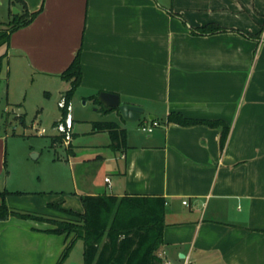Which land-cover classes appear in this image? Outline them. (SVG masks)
<instances>
[{"label": "crops", "instance_id": "obj_1", "mask_svg": "<svg viewBox=\"0 0 264 264\" xmlns=\"http://www.w3.org/2000/svg\"><path fill=\"white\" fill-rule=\"evenodd\" d=\"M8 1L16 13L38 10L0 46L17 68L65 81L61 73L81 50L80 86L119 93L145 107L143 122L159 121L152 132L123 126L127 145L118 150L108 131L92 129L93 150L81 158L106 165L86 190L43 203V213L72 217L49 207L61 198L84 212L83 194L160 195L163 259L264 264V0ZM207 23L226 29L195 30ZM171 112L225 121L224 146L221 125H182L168 121ZM52 227L17 214L1 219L0 264H57L71 236L46 231Z\"/></svg>", "mask_w": 264, "mask_h": 264}, {"label": "rangeland", "instance_id": "obj_2", "mask_svg": "<svg viewBox=\"0 0 264 264\" xmlns=\"http://www.w3.org/2000/svg\"><path fill=\"white\" fill-rule=\"evenodd\" d=\"M15 6L8 0L0 3V21L8 22L18 14ZM0 27L6 29L8 24L1 23ZM4 52L5 48L0 47V157L6 178V184L1 181L0 188L7 186L10 191H20L13 196V206L8 202L10 206L25 211L38 208L36 212L43 213L48 209L43 208V203L56 199L62 191L86 190L88 177L106 165L100 160L88 162L81 158L93 150L87 143L92 140L89 134L93 121L112 119L121 126L134 125L143 132V120L128 121L117 112L103 111L94 96L99 92L79 86L70 103L74 119L71 151L65 141L53 140L59 134L55 122L62 118L59 101L69 82L17 68L16 59ZM42 128L46 132L41 133ZM62 264H84L82 238L75 240Z\"/></svg>", "mask_w": 264, "mask_h": 264}, {"label": "trees", "instance_id": "obj_3", "mask_svg": "<svg viewBox=\"0 0 264 264\" xmlns=\"http://www.w3.org/2000/svg\"><path fill=\"white\" fill-rule=\"evenodd\" d=\"M20 1V0H19ZM38 13L24 10L15 14L6 29L0 27V46L7 44L11 33L23 25L28 24ZM218 23H207L197 27V32H214L224 30ZM81 50L78 51L71 64L61 73L70 87L63 94L67 102H71L73 93L82 81ZM101 104L103 111L118 108L105 106L98 95H94ZM66 109L62 108V118ZM168 121L189 125L207 123L212 126H222L221 144L224 146L229 126L221 119H196L180 112H171ZM59 121H56L57 124ZM93 131H108L111 138L110 145L118 150L127 145V130L116 120L93 121ZM57 142L64 141L62 134L53 136ZM6 164V161H5ZM20 191H9L0 188V220L11 214L23 218H35L49 221L53 224L48 232L65 233L69 238L57 264H62L77 238L84 240V264H162L163 258L158 250L164 242V210L166 199L160 195H123L116 194H83L81 196L84 212L63 206L64 198L49 203L55 208L72 217L52 216L35 211H25L9 206L7 196ZM61 194H64L62 191Z\"/></svg>", "mask_w": 264, "mask_h": 264}, {"label": "built area", "instance_id": "obj_4", "mask_svg": "<svg viewBox=\"0 0 264 264\" xmlns=\"http://www.w3.org/2000/svg\"><path fill=\"white\" fill-rule=\"evenodd\" d=\"M71 102H67L66 98L64 97V95H62L60 101H59V106L61 108H65L66 109V115L65 117L60 120L57 124H56V128L58 130V133L59 134H62L64 136V141L65 143L69 144L70 141L72 140L73 138V133H72V129H73V126H74V119H73V116L71 114ZM159 125V121L158 120H155V119H152L150 122L148 121L147 123L146 122H143L142 126H141V129L145 132H152L154 130V128L156 126ZM41 133H44L46 132V129L45 128H42L40 130ZM105 180L109 181L110 180V177H105ZM184 203H188V200H184ZM162 264H182V263H179V262H175V261H172L170 259H163V262Z\"/></svg>", "mask_w": 264, "mask_h": 264}, {"label": "water", "instance_id": "obj_5", "mask_svg": "<svg viewBox=\"0 0 264 264\" xmlns=\"http://www.w3.org/2000/svg\"><path fill=\"white\" fill-rule=\"evenodd\" d=\"M16 12H19V8L14 7ZM99 100L109 108H118L121 116L128 121H138L141 119L142 114L145 112V107L138 103L124 102L121 100L119 93L112 91L102 90L99 92ZM150 119H153V115H149Z\"/></svg>", "mask_w": 264, "mask_h": 264}]
</instances>
